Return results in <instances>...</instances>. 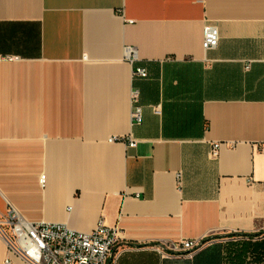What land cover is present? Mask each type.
Wrapping results in <instances>:
<instances>
[{
    "label": "crops",
    "instance_id": "0c3cea01",
    "mask_svg": "<svg viewBox=\"0 0 264 264\" xmlns=\"http://www.w3.org/2000/svg\"><path fill=\"white\" fill-rule=\"evenodd\" d=\"M209 25L220 41L205 51ZM11 208L118 227L110 264H223L218 239L263 241L249 236L264 232V0H0V215ZM188 240L217 244L148 248ZM9 259L28 264L0 237Z\"/></svg>",
    "mask_w": 264,
    "mask_h": 264
},
{
    "label": "built area",
    "instance_id": "2783aa9c",
    "mask_svg": "<svg viewBox=\"0 0 264 264\" xmlns=\"http://www.w3.org/2000/svg\"><path fill=\"white\" fill-rule=\"evenodd\" d=\"M220 34L217 27L209 25L204 29L203 49L214 50L218 47ZM127 60L134 64L137 53L133 48L126 49ZM13 59V58H11ZM134 77L145 79L148 73L144 68H136ZM138 99V92L132 93V104ZM134 124L143 121L142 108L134 107ZM130 147L137 142L131 136L127 139ZM126 141L123 138H111L110 142ZM220 144L213 145L211 156L217 157ZM45 177L41 178L44 184ZM118 227H108L100 221L95 230L82 233L60 224H32L27 222L14 209L0 215V237L5 241L10 256H16L28 264H110L113 250L122 241ZM202 242L188 240L169 245L180 254L197 250ZM5 264H11L10 259Z\"/></svg>",
    "mask_w": 264,
    "mask_h": 264
},
{
    "label": "trees",
    "instance_id": "16d2710c",
    "mask_svg": "<svg viewBox=\"0 0 264 264\" xmlns=\"http://www.w3.org/2000/svg\"><path fill=\"white\" fill-rule=\"evenodd\" d=\"M263 234L264 232L261 234L250 235L249 238L252 239ZM231 248L232 249L228 250L229 255L222 258L223 264H248V253L252 254V260L250 262L253 264H262L264 262V240L261 242H243L239 245H233Z\"/></svg>",
    "mask_w": 264,
    "mask_h": 264
},
{
    "label": "rangeland",
    "instance_id": "374dc122",
    "mask_svg": "<svg viewBox=\"0 0 264 264\" xmlns=\"http://www.w3.org/2000/svg\"><path fill=\"white\" fill-rule=\"evenodd\" d=\"M264 235V234H263ZM216 240L202 242L201 246L199 248L204 247L207 243L217 244L214 243ZM219 244H221V250L228 252L229 249H232L231 247L233 245H239L243 242H246V239L244 237L239 236H233L231 238H221L217 241ZM233 244V245H232ZM232 245V246H231ZM236 247V246H234ZM148 248H152L154 251H156L163 259H180L182 258V255L180 253L176 252L173 248H171L169 245H155L150 246Z\"/></svg>",
    "mask_w": 264,
    "mask_h": 264
}]
</instances>
